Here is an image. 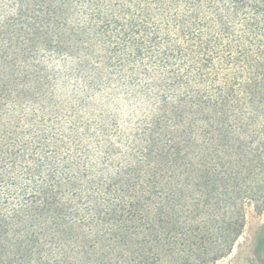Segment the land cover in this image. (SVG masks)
Returning a JSON list of instances; mask_svg holds the SVG:
<instances>
[{"label":"trees","instance_id":"obj_1","mask_svg":"<svg viewBox=\"0 0 264 264\" xmlns=\"http://www.w3.org/2000/svg\"><path fill=\"white\" fill-rule=\"evenodd\" d=\"M261 64L264 0H0V224L25 239L22 212L58 221L33 224L35 257L0 240V264H167L150 211L115 179L145 133L108 107L123 94L150 113L214 112L247 135L264 119Z\"/></svg>","mask_w":264,"mask_h":264},{"label":"rangeland","instance_id":"obj_2","mask_svg":"<svg viewBox=\"0 0 264 264\" xmlns=\"http://www.w3.org/2000/svg\"><path fill=\"white\" fill-rule=\"evenodd\" d=\"M260 69L263 76L251 88L261 93L256 102L264 114V65ZM122 96L109 113L118 116L125 134L140 125L138 133L145 134L138 141L143 154L115 179L150 211L167 264H264V144L248 140L254 132L264 136V119L245 135L230 118L219 122L214 112L205 123L179 105L150 113V102ZM247 100L246 94L233 99ZM144 118L148 126L142 128ZM138 149L133 146V152ZM34 211L20 215L32 225L25 239L18 238L22 227L16 221L9 231L0 224L1 242L31 257L39 233L33 224L41 220L49 232L58 224L49 212ZM52 236L45 246L53 244Z\"/></svg>","mask_w":264,"mask_h":264}]
</instances>
